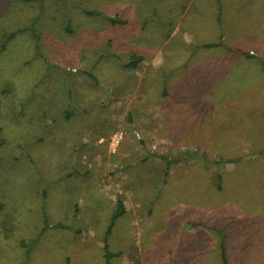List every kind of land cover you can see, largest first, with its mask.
Returning a JSON list of instances; mask_svg holds the SVG:
<instances>
[{
  "label": "rangeland",
  "instance_id": "1",
  "mask_svg": "<svg viewBox=\"0 0 264 264\" xmlns=\"http://www.w3.org/2000/svg\"><path fill=\"white\" fill-rule=\"evenodd\" d=\"M242 1L0 0V264H224L222 240L264 264V11Z\"/></svg>",
  "mask_w": 264,
  "mask_h": 264
},
{
  "label": "trees",
  "instance_id": "2",
  "mask_svg": "<svg viewBox=\"0 0 264 264\" xmlns=\"http://www.w3.org/2000/svg\"><path fill=\"white\" fill-rule=\"evenodd\" d=\"M83 12H84L85 14H87V15L102 14V13H99V12H97V11H91V10H83ZM107 18L110 20V22L115 23V24H118V23H125L124 20H122V19H120V18H118V17H107ZM15 34H16V32H14V33H6V34H5L6 37H5V40H4V41H5L4 44H6L9 40L13 39L14 36H15ZM4 46H5V45H4ZM4 46H3V48H4ZM206 46H207V45H206ZM139 59H140V58H137V57H136V59H135V63H133V64H137L136 61H138ZM134 66H135V65H134ZM124 214H125V206H124V203H123L122 200H119V201L117 202L116 210H115V212H114V214H113V216H112V220H111L112 222H111V224H110V226H109V229H108V231H107L106 237H107V235L111 232V230H112V228H113V225H114L115 221L117 220V218H119L120 216H123ZM46 223H47V225L49 226V224H48L47 221H46ZM56 227H59V228H69L68 226H66V225H64V224H61V223L56 224ZM219 246H220V250H221V256H222L223 263H224V264H229L228 256H227V247H226L225 241L222 240V241L220 242ZM104 250H105V260H106V262H111V259H112V257H113V254L109 251L107 244H106Z\"/></svg>",
  "mask_w": 264,
  "mask_h": 264
},
{
  "label": "crops",
  "instance_id": "3",
  "mask_svg": "<svg viewBox=\"0 0 264 264\" xmlns=\"http://www.w3.org/2000/svg\"><path fill=\"white\" fill-rule=\"evenodd\" d=\"M262 1L263 0H248L245 2L242 1L243 9H245V10L252 9L254 11L253 13H250L251 19H255V18L259 17L256 15V10H257L256 8H258V10H257L258 12L264 11V10H261V9H264V3H262ZM218 3H219V1H218ZM262 37H263V39H260L258 42H261L264 46V35ZM263 50H264V47H263ZM258 51H259V49L258 48L256 49V47L251 49V53H253V54L258 52ZM262 68H264V65L262 66ZM254 82H257V81H254Z\"/></svg>",
  "mask_w": 264,
  "mask_h": 264
},
{
  "label": "built area",
  "instance_id": "4",
  "mask_svg": "<svg viewBox=\"0 0 264 264\" xmlns=\"http://www.w3.org/2000/svg\"><path fill=\"white\" fill-rule=\"evenodd\" d=\"M122 139H123V132H118L114 136H112L109 142L110 150L116 152L118 150V145Z\"/></svg>",
  "mask_w": 264,
  "mask_h": 264
}]
</instances>
